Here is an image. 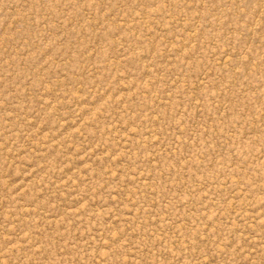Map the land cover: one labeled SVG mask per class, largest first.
<instances>
[{
	"label": "rangeland",
	"instance_id": "rangeland-1",
	"mask_svg": "<svg viewBox=\"0 0 264 264\" xmlns=\"http://www.w3.org/2000/svg\"><path fill=\"white\" fill-rule=\"evenodd\" d=\"M0 264H264V0H0Z\"/></svg>",
	"mask_w": 264,
	"mask_h": 264
}]
</instances>
